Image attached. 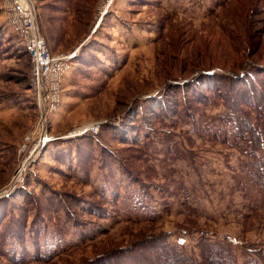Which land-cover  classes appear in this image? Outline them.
<instances>
[{
	"label": "rangeland",
	"instance_id": "1",
	"mask_svg": "<svg viewBox=\"0 0 264 264\" xmlns=\"http://www.w3.org/2000/svg\"><path fill=\"white\" fill-rule=\"evenodd\" d=\"M35 2L70 67L42 113L0 0V264H131L159 237L264 264V0Z\"/></svg>",
	"mask_w": 264,
	"mask_h": 264
},
{
	"label": "built area",
	"instance_id": "2",
	"mask_svg": "<svg viewBox=\"0 0 264 264\" xmlns=\"http://www.w3.org/2000/svg\"><path fill=\"white\" fill-rule=\"evenodd\" d=\"M6 20L29 58V81L40 110L48 115L57 109L64 75L71 56L54 55L42 36L35 0H2ZM92 127L90 130H96Z\"/></svg>",
	"mask_w": 264,
	"mask_h": 264
},
{
	"label": "trees",
	"instance_id": "3",
	"mask_svg": "<svg viewBox=\"0 0 264 264\" xmlns=\"http://www.w3.org/2000/svg\"><path fill=\"white\" fill-rule=\"evenodd\" d=\"M259 72L261 73L262 78H255L252 76L253 74L246 75L244 78L249 83H251V79H254L255 84L264 86V70L260 69ZM250 87H253L252 89H254L252 90V93H257L259 101H264V90H261L263 88L257 89L255 86ZM259 117L264 118V115L260 113ZM244 129L249 133V136L253 137L254 143L261 141V134H259L258 131H254L253 126L248 124ZM260 132L263 134L262 130H260ZM250 154L254 157L257 156V152H250ZM250 176L252 181L256 182V186L259 188L264 199V165H261L260 163L256 164L253 171L250 173ZM254 209L258 210L259 208ZM228 239L233 243L232 239ZM148 244L150 245L149 248H146L144 249V252L143 250L141 252L144 254H140V256H138L139 259H136L135 262H131V264H238L237 257L232 248L228 244L222 243V241L211 242L203 240L199 247L201 257L200 262H197L193 256L186 254L184 249L174 246L160 237L150 243L148 242L146 245ZM132 257H135V255L133 254ZM258 260L263 262L264 259L259 255ZM129 263L130 262L127 264ZM246 264L254 263L247 262ZM255 264H258V262Z\"/></svg>",
	"mask_w": 264,
	"mask_h": 264
},
{
	"label": "water",
	"instance_id": "4",
	"mask_svg": "<svg viewBox=\"0 0 264 264\" xmlns=\"http://www.w3.org/2000/svg\"><path fill=\"white\" fill-rule=\"evenodd\" d=\"M87 39H88V38H87ZM87 39L83 42V44H82L81 46H83V45L85 44V42L87 41ZM46 141H48V140L46 139ZM42 143L44 144L45 141H42Z\"/></svg>",
	"mask_w": 264,
	"mask_h": 264
},
{
	"label": "bare ground",
	"instance_id": "5",
	"mask_svg": "<svg viewBox=\"0 0 264 264\" xmlns=\"http://www.w3.org/2000/svg\"><path fill=\"white\" fill-rule=\"evenodd\" d=\"M42 112V111H41ZM43 113V112H42ZM45 118L43 117V119H42V121L44 120ZM39 145H41V142H40V144ZM29 158V157H28ZM25 164V163H24ZM21 176V175H20Z\"/></svg>",
	"mask_w": 264,
	"mask_h": 264
}]
</instances>
